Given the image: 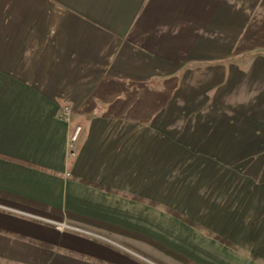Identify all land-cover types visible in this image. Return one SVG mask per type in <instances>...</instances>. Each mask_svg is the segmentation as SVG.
<instances>
[{
    "label": "crops",
    "instance_id": "obj_1",
    "mask_svg": "<svg viewBox=\"0 0 264 264\" xmlns=\"http://www.w3.org/2000/svg\"><path fill=\"white\" fill-rule=\"evenodd\" d=\"M0 237L264 264V0H0Z\"/></svg>",
    "mask_w": 264,
    "mask_h": 264
},
{
    "label": "rangeland",
    "instance_id": "obj_2",
    "mask_svg": "<svg viewBox=\"0 0 264 264\" xmlns=\"http://www.w3.org/2000/svg\"><path fill=\"white\" fill-rule=\"evenodd\" d=\"M73 113H74V111H73ZM77 145H76V155L75 156H73V157L70 156V154L68 152V154L71 158H76V156H77ZM1 211L8 212L7 210H2V209H1ZM21 218H26V219H30V220L33 219L35 221H40V220L34 219L33 217H21ZM65 225H67V224H65ZM67 226L68 227L54 226V228L57 229L59 227V228H61V230H60L61 232H75L77 234H80V235L88 238V239L96 240V241L97 240L102 241V243H107V244L111 245L110 242L94 235L93 233H90L88 231H81L79 229H74V228L70 227L69 225H67ZM149 242H151L154 247H156V248L160 249L162 252L166 253L168 256H170V257L172 256L178 260L177 261V260L172 259V260L168 261V260L162 259V262L160 264H195V263L185 259L184 257H182V256H180L174 252H173L174 255L171 254L170 253V252H172L171 250L160 245L158 242L156 243V242L151 241V240ZM20 245L16 244L11 239L0 237V264H40V263L41 264H51L48 257L41 256L37 252H34V251H29L25 247H23L24 245H21L22 247ZM114 246L116 247L117 245H114ZM117 248L120 249L118 246H117ZM21 251H22V253H21ZM63 251H65L64 248H63ZM61 252H62V250H61ZM168 256H165V257H168ZM13 257L18 258V259H14ZM133 257H135V259H137V260H134L135 262L129 263V264H159V263H154V262L151 263V261H148L147 259H142L143 257H141V258L138 256H133ZM160 257L164 258V255H162ZM77 264H92V263L86 262V263H77Z\"/></svg>",
    "mask_w": 264,
    "mask_h": 264
},
{
    "label": "built area",
    "instance_id": "obj_3",
    "mask_svg": "<svg viewBox=\"0 0 264 264\" xmlns=\"http://www.w3.org/2000/svg\"><path fill=\"white\" fill-rule=\"evenodd\" d=\"M72 107L69 106L68 103H65L61 108V119L64 121L63 123H66L68 126L73 125L74 121V113ZM82 126L81 125H75L71 133L69 135L68 144H67V150L70 154V156L76 155V145L78 144L80 140V136L82 134ZM63 227H68L67 225H63Z\"/></svg>",
    "mask_w": 264,
    "mask_h": 264
},
{
    "label": "trees",
    "instance_id": "obj_4",
    "mask_svg": "<svg viewBox=\"0 0 264 264\" xmlns=\"http://www.w3.org/2000/svg\"><path fill=\"white\" fill-rule=\"evenodd\" d=\"M11 160L16 161V160H14V159H11ZM16 162H19V163L25 164V163L20 162V161H16ZM170 253L173 254V252H170ZM173 255H174V254H173Z\"/></svg>",
    "mask_w": 264,
    "mask_h": 264
}]
</instances>
